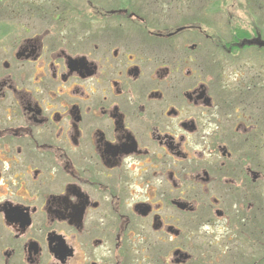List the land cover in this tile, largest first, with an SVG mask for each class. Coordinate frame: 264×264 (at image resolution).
I'll return each mask as SVG.
<instances>
[{"label": "flooded vegetation", "instance_id": "af4514ba", "mask_svg": "<svg viewBox=\"0 0 264 264\" xmlns=\"http://www.w3.org/2000/svg\"><path fill=\"white\" fill-rule=\"evenodd\" d=\"M102 1L0 0V264H249L264 32Z\"/></svg>", "mask_w": 264, "mask_h": 264}, {"label": "rangeland", "instance_id": "374dc122", "mask_svg": "<svg viewBox=\"0 0 264 264\" xmlns=\"http://www.w3.org/2000/svg\"><path fill=\"white\" fill-rule=\"evenodd\" d=\"M102 0H92L94 8L105 7L107 4L103 3ZM187 3L191 8H200V7H211V6H221L220 18H221V30L224 28L225 32L232 30L234 26L240 27L242 30H248L250 26H253L255 23L259 30L264 32V0H139L136 6V11L140 10H154L164 9L159 12H151L158 14V17H155L156 20L160 19V22L170 23L172 15V8L175 7V4ZM75 8L79 10L77 14H71V17L67 20H76L81 19L83 16L92 18V10L88 9L85 0H76ZM127 7L132 8L131 5L127 4ZM135 7V6H134ZM210 13V9H207ZM211 14V13H210ZM210 17V16H209ZM94 18V17H93ZM211 18H217L213 16ZM223 32V31H222ZM248 60V59H247ZM245 63L253 64L254 68L258 67L264 71V59L263 61H258L255 59H249ZM252 60V61H251ZM261 62V63H260ZM237 66V65H236ZM228 71L233 70L235 66L228 64L226 66ZM254 188V189H253ZM242 189V210L245 213V216L240 218L238 231L241 232V238H235V233H230L228 235L231 244L236 242L235 240L243 242V249L246 251L247 255L252 257V260L248 261L249 264L255 262L256 259H262V264H264V181L256 183L254 185H241ZM253 191L252 198H245L243 194L251 193ZM247 197V196H246ZM254 199V200H253ZM255 201V202H254ZM254 202V209L258 211L255 213V210L252 209ZM249 210V211H247ZM231 227V225H230ZM238 227V226H237ZM218 233V232H217ZM217 239V238H216ZM232 245L230 246V248ZM229 248V247H228Z\"/></svg>", "mask_w": 264, "mask_h": 264}, {"label": "water", "instance_id": "95a60500", "mask_svg": "<svg viewBox=\"0 0 264 264\" xmlns=\"http://www.w3.org/2000/svg\"><path fill=\"white\" fill-rule=\"evenodd\" d=\"M254 41H256V42L259 41V42H260L259 46L264 47V42H262L260 38H256V39H254L253 41H247L246 43L249 44V45H252V44L256 43V42H254ZM244 44H245V43H244ZM244 44H243V45H244Z\"/></svg>", "mask_w": 264, "mask_h": 264}, {"label": "trees", "instance_id": "16d2710c", "mask_svg": "<svg viewBox=\"0 0 264 264\" xmlns=\"http://www.w3.org/2000/svg\"><path fill=\"white\" fill-rule=\"evenodd\" d=\"M127 4H130V3H129V2H127V3H126V5H127Z\"/></svg>", "mask_w": 264, "mask_h": 264}]
</instances>
